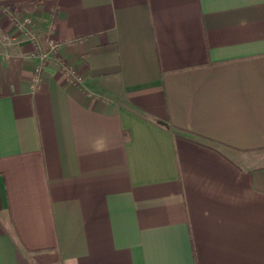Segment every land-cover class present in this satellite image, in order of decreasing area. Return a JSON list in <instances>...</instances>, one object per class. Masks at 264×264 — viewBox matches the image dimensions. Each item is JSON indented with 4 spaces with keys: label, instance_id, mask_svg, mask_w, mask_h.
I'll use <instances>...</instances> for the list:
<instances>
[{
    "label": "crops",
    "instance_id": "0c3cea01",
    "mask_svg": "<svg viewBox=\"0 0 264 264\" xmlns=\"http://www.w3.org/2000/svg\"><path fill=\"white\" fill-rule=\"evenodd\" d=\"M24 1L0 0V264H264V0ZM27 19L58 43L38 82Z\"/></svg>",
    "mask_w": 264,
    "mask_h": 264
},
{
    "label": "built area",
    "instance_id": "2783aa9c",
    "mask_svg": "<svg viewBox=\"0 0 264 264\" xmlns=\"http://www.w3.org/2000/svg\"><path fill=\"white\" fill-rule=\"evenodd\" d=\"M22 28L27 32V34L30 35L31 39L36 44L37 56L40 62V64L36 69L37 78L35 79V81L38 82L39 76L42 73L46 60L52 54V52H54L57 49L58 43L49 34L44 38V41L40 40L39 37L31 31L28 23L27 24L24 23L22 25ZM70 74L74 75V72L71 70Z\"/></svg>",
    "mask_w": 264,
    "mask_h": 264
},
{
    "label": "trees",
    "instance_id": "16d2710c",
    "mask_svg": "<svg viewBox=\"0 0 264 264\" xmlns=\"http://www.w3.org/2000/svg\"><path fill=\"white\" fill-rule=\"evenodd\" d=\"M46 0H30V1H24L21 2L19 5L20 9H34L38 5H42Z\"/></svg>",
    "mask_w": 264,
    "mask_h": 264
},
{
    "label": "rangeland",
    "instance_id": "374dc122",
    "mask_svg": "<svg viewBox=\"0 0 264 264\" xmlns=\"http://www.w3.org/2000/svg\"><path fill=\"white\" fill-rule=\"evenodd\" d=\"M25 22L27 23V22H30V19H27V20H25ZM34 34H36V33H34ZM37 35V34H36ZM38 36V35H37Z\"/></svg>",
    "mask_w": 264,
    "mask_h": 264
}]
</instances>
